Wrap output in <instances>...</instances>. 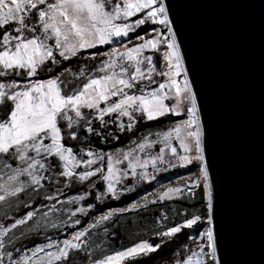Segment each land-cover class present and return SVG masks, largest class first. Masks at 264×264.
<instances>
[{
  "label": "snow or ice",
  "instance_id": "1",
  "mask_svg": "<svg viewBox=\"0 0 264 264\" xmlns=\"http://www.w3.org/2000/svg\"><path fill=\"white\" fill-rule=\"evenodd\" d=\"M0 264H222L166 0H0Z\"/></svg>",
  "mask_w": 264,
  "mask_h": 264
},
{
  "label": "water",
  "instance_id": "2",
  "mask_svg": "<svg viewBox=\"0 0 264 264\" xmlns=\"http://www.w3.org/2000/svg\"><path fill=\"white\" fill-rule=\"evenodd\" d=\"M206 127L222 264H264V0H166Z\"/></svg>",
  "mask_w": 264,
  "mask_h": 264
},
{
  "label": "trees",
  "instance_id": "3",
  "mask_svg": "<svg viewBox=\"0 0 264 264\" xmlns=\"http://www.w3.org/2000/svg\"><path fill=\"white\" fill-rule=\"evenodd\" d=\"M181 173H183L185 170H179ZM170 249H165V251H169Z\"/></svg>",
  "mask_w": 264,
  "mask_h": 264
},
{
  "label": "rangeland",
  "instance_id": "4",
  "mask_svg": "<svg viewBox=\"0 0 264 264\" xmlns=\"http://www.w3.org/2000/svg\"><path fill=\"white\" fill-rule=\"evenodd\" d=\"M168 175H172V174H168ZM174 178V177H173Z\"/></svg>",
  "mask_w": 264,
  "mask_h": 264
}]
</instances>
